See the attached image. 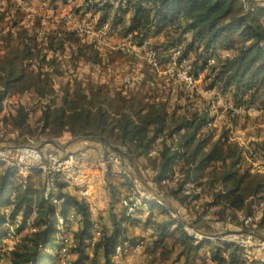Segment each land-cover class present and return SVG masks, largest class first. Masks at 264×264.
<instances>
[{"label": "trees", "instance_id": "trees-1", "mask_svg": "<svg viewBox=\"0 0 264 264\" xmlns=\"http://www.w3.org/2000/svg\"><path fill=\"white\" fill-rule=\"evenodd\" d=\"M115 3H118L116 7ZM121 3L122 0H110L93 4L92 10L98 14L97 24L108 21L113 33L132 34L137 39L163 33L165 41L155 44L163 56L185 43L182 57L191 70L207 72L203 80L206 88H217L237 105L264 107V0H126V8H122ZM7 7L0 16L11 13V17L17 19V14L11 12L12 7L9 4ZM19 22L11 27L15 28ZM23 33L0 38L5 42V52L0 54V112L8 95L21 96L32 90L37 98L47 99V94L52 92L48 74L38 63L36 71L32 65L37 61L44 64L52 53L54 58L48 62L50 64L57 52L64 51L65 44L81 41L68 30L52 31L42 39L25 28ZM13 40H17L14 45ZM85 46L90 50L89 58L100 62L97 45L92 42ZM220 46L231 53L215 56L214 51ZM79 52L82 54L83 48ZM210 56L216 57V63L207 66ZM149 74V79H153L154 75L150 71ZM147 89L136 86L112 92L104 83L86 87L76 84L72 105L58 104L54 100L43 104L39 117L42 130L53 139L68 133L78 140L98 141L106 150L119 152L128 159L144 158L154 171L153 182L165 188L163 196L178 201L184 211L189 210L190 217L195 216L193 223L199 228H207L212 209L223 222L227 217L235 219L238 212L250 215L257 203L264 201V176L243 169L242 149L228 140L229 130L216 135V127L206 129V113L199 114L196 108L192 112L189 104L170 106L169 96ZM28 117L25 106L19 104L10 114L11 124L20 127L21 132H28ZM6 120L7 117L3 123ZM121 147L123 152H120ZM259 147L264 150V142H260ZM153 151L156 153L152 154ZM30 180H13V171L9 168H4L0 174V223L6 219L14 221L21 214L23 222L33 216L32 224L36 229L10 251L13 264L52 261L53 256L46 249L55 244L57 216L66 220L71 209L78 221V229L73 233L74 249L78 253L74 264H115L112 253L116 244L124 239L135 240L128 237L124 225L128 220L122 210L116 212V206L122 209L119 190L126 185L124 179L118 182L112 174L107 176L111 230L103 231L96 240L91 259L85 239L95 220L88 204L77 195L64 192V183L57 180L61 202L56 206L44 197L42 181L38 189ZM203 196L210 199L203 200ZM195 203L198 209L194 208ZM9 205L12 210L10 218H6L1 209ZM155 211L157 216L161 215L159 220L153 218ZM145 224L153 227L144 248L148 254H153V260L156 249H160L161 257L170 258L175 251L178 261L183 257L187 264L196 263L203 246L194 243L180 225L174 227L175 222L165 209L152 205ZM261 229H264V212L256 225V231ZM3 237L4 234H0V239ZM173 237L169 247L167 242ZM210 258L214 264H248L240 250L226 245L211 248Z\"/></svg>", "mask_w": 264, "mask_h": 264}, {"label": "built area", "instance_id": "built-area-1", "mask_svg": "<svg viewBox=\"0 0 264 264\" xmlns=\"http://www.w3.org/2000/svg\"><path fill=\"white\" fill-rule=\"evenodd\" d=\"M11 1L24 13H31L34 10V0ZM109 1L82 0L78 5L75 0L60 2L41 0L39 5L43 12L50 14H57L61 3L72 6L69 8V12L62 16L63 30L73 31L80 40L91 39L98 48L116 50L122 54L142 59L146 69L154 75L153 79L148 80L150 87L154 88L157 85L160 87L157 83V80H160L163 81V86L172 90L178 89L193 98L204 96L213 99L205 101L202 106L197 107L199 114H207L206 129L215 127L217 120L221 119L226 112L248 119L264 116V107L237 105L232 99L219 92L217 88H206L205 86L203 88L201 84H203L205 70H191L187 60L182 57L184 43H180L163 56L151 37L137 39L132 34H128L120 36V39L115 41L113 39L115 33L111 29V24L108 21L97 24V17L92 12L93 4ZM121 4L122 8L127 7L126 0H122ZM39 31V35L45 34L42 29ZM215 63V56H210L207 59V66ZM125 83L129 86L134 85L135 80L131 74L126 76ZM216 104L219 105L218 108H216ZM262 125L264 126V123ZM228 130V140L238 144L242 149L243 164L251 171L264 176V150L259 147V143L264 141V135L258 136L253 133L246 139L239 136L241 131L238 133L233 128H228ZM0 135L2 136L1 133ZM0 166L13 171V180L25 181L38 175L43 184L44 197L56 206L61 202L57 180H62L64 183V191L80 196L84 202L91 206L98 199L95 195L96 190L102 188L104 191L109 174H112L114 178L122 177L126 181V188L119 190L122 213L128 221L141 224L142 227L134 241L124 239L116 244L112 253L113 261L131 253L144 251L149 236L153 234V227L145 222L151 213L152 205H156L170 214L175 222L174 227L176 224L180 225L194 243L201 244L206 251L208 250L207 254L216 245H226L240 250L243 259L248 264H264V235L256 231V225L264 211L263 202L250 215L246 216L238 212L235 219L227 217L228 222L239 223L238 229L210 233L206 228H199L193 223L195 216L192 215L188 219L179 216L178 211L172 208L164 198L148 190L132 170L131 165L119 153L104 150L101 146L96 149L87 146L73 151L60 152L54 148L50 141L34 142L27 138L26 142L0 145ZM150 181L153 182V179ZM194 208H199L198 203H195ZM58 218L59 223L68 220V218L64 220L59 215ZM72 218L74 219L75 216L73 215ZM8 236L11 239L13 234ZM67 237L62 240L64 244L67 243ZM151 257L152 254L147 253L145 259ZM211 261V258L208 257L205 263Z\"/></svg>", "mask_w": 264, "mask_h": 264}, {"label": "rangeland", "instance_id": "rangeland-1", "mask_svg": "<svg viewBox=\"0 0 264 264\" xmlns=\"http://www.w3.org/2000/svg\"><path fill=\"white\" fill-rule=\"evenodd\" d=\"M41 0H34V10L31 13L21 11L20 8L15 6L11 0H0V13H2V9L7 10V4H9V7L11 8V12L13 14H17L16 18L14 19L11 17L10 14H1L0 16V30L2 38H7V34L11 33V37H15L16 35H12L15 33H18L17 35H24L23 30L24 28L27 29L29 32L32 31L33 34L36 33V36L39 39H42L45 35H48L52 33V31L55 30H63L64 26L62 24L63 22V15L67 12H69V8L72 6H68V4H60V10L57 14H50L45 13L40 9V3ZM59 1V0H58ZM76 4H80L82 0H75ZM53 2V1H52ZM11 5V6H10ZM118 5V3H115V7ZM120 5V3H119ZM62 9V10H61ZM73 9V8H72ZM10 10V9H9ZM42 11V12H41ZM93 12V11H92ZM114 12V11H113ZM76 13V12H75ZM95 14V17L98 16L97 13L93 12ZM129 16L126 17V19ZM20 21L19 24L15 25V28L11 27V24H15L16 22ZM128 21H126L127 23ZM13 24V25H14ZM42 29V32L44 35H39V30ZM23 33V34H22ZM115 34L113 39L115 41H118L120 39V33ZM37 38V39H38ZM38 39V40H39ZM17 42V40H13V45ZM88 43H92L91 39L85 38L84 40L77 41V42H69L64 45V51L63 52H57L56 58L52 63H48L51 59H53V54L49 53L44 64H40L39 61L35 62L32 65V68L34 71L37 70V63L43 68L42 71L47 72V76L50 79V84L52 88V92L50 94H47L46 101L44 102L45 98L39 99L35 95V93L32 90H29L28 92H25L23 95H8L4 101H3V110L0 112V145H5L9 143H21L26 142L27 138H30V140H33L34 142H42V141H50L53 143L54 148L59 150H77L81 149L83 147H87L84 144H81V142L78 141L75 137H72L70 134L66 133L65 135H62L60 138H50L43 130H42V122L39 121V117L41 116V109L43 104L48 103V101H56L58 104H64L66 106L72 105V103L75 100V94H74V86L79 85L81 87H86L92 84L96 83H104L111 91H119L121 89H131L134 87H143L144 89L148 88L147 90L153 91L155 94H159L158 90H160V87L158 85L154 88H149L148 86V80H149V74L146 72V65L142 61V59L130 56L126 54H122L116 50H107L103 48H98L101 53V61L100 62H94L92 61L90 56V50L85 45ZM7 44V43H6ZM185 45V43H184ZM5 42L0 39V54L5 52ZM83 48V53L81 54L79 52V49ZM220 46V48L217 47V49L214 51L215 56H221V50H223ZM92 52V51H91ZM191 58H194L193 55H191ZM29 69H31L29 67ZM40 70V67L39 69ZM207 72L205 71V74ZM128 74H131V77L134 78L135 83L133 86L126 85L125 78ZM204 74V75H205ZM206 76V75H205ZM47 77V78H48ZM48 83V80H46ZM160 80H157V83L160 86H163V82L160 83ZM201 86L204 88V83L201 84ZM171 90L169 91L168 95L171 94ZM188 95L187 93H184L183 91H179L178 89L174 91L173 97H171L170 106H173L175 104H179L181 106H185L189 104V108L193 112L194 109L198 106H202L203 102L205 101H212L213 99H210L209 97L200 96V98H193L189 96L190 98L185 97V95ZM229 98V96H226ZM205 99V100H204ZM41 100V102L39 101ZM48 100V101H47ZM19 104H23L25 106V109L29 112L28 117V132L23 130V132L20 131V127H14L11 124V118L10 114L13 112ZM219 105L216 104V108H218ZM218 112L219 109H218ZM7 117V120L3 123L2 120ZM264 123V116L260 118H242L236 115H233L231 113L226 112L221 119H218L216 122V135H219L221 131L226 130L228 128H233L234 130H237L239 133V136H243V138H248L250 134L256 133L258 136L264 135V126L262 125ZM231 126V127H230ZM18 130H17V129ZM87 139V138H86ZM90 148H97L99 142L93 141L88 139ZM87 141V143H88ZM264 142V141H261ZM86 143V144H87ZM101 144V143H100ZM97 146V147H96ZM102 149L106 150L105 147L101 144ZM121 149L124 151V149L121 147ZM109 151H111L109 149ZM113 151V150H112ZM63 152V151H60ZM118 153V152H117ZM120 154V153H119ZM128 159V158H127ZM128 162L131 163L135 173L137 176L142 180V182H145V186L147 188H150V185L148 182V172L150 169L145 170L147 167L150 168V165L148 162L140 157L136 159H132L130 161L128 159ZM243 169L245 164H243ZM250 170V168H248ZM4 170V167L0 166V174ZM139 170V171H137ZM253 172V171H252ZM256 173V172H255ZM258 173V172H257ZM114 178V177H113ZM118 178V177H117ZM121 179V180H120ZM123 178L119 177L118 182H123ZM30 182H33L35 187L38 189L40 188L41 181L38 175H34ZM100 189V188H99ZM99 189L96 190L95 195H97V198L95 202L89 206L92 218L94 221V227L93 230L88 234L87 238L85 239V244L87 246V253L89 259L93 257V245L98 240V238L101 236V233L103 231L111 230V227L109 226V215L108 210L111 204V200L108 195V190L104 188V196L99 192ZM152 190H157L158 193L164 194L165 188H159L158 186L152 185ZM150 189V190H151ZM164 191V192H163ZM66 192V191H64ZM74 194V193H71ZM75 195V194H74ZM78 196V195H77ZM9 197H12L10 195ZM80 199H82L80 196H78ZM210 198L207 196H203V200H209ZM264 201H260L257 203L256 207L260 206V203ZM255 207V208H256ZM12 210V206H4L1 209V213L5 214L6 218H10V213ZM122 209H120V206H116V212L120 213ZM263 210H264V204H263ZM264 212V211H263ZM179 216L188 219L190 217L189 210L187 211H179ZM75 216L73 219L72 216ZM68 220L64 223H59V218L57 219V232H56V240L55 244L49 248L46 249V252L51 254L53 256L52 261H46L45 264H74L73 262L77 259L78 253L74 249V241H73V233L78 229V221L76 219V214L74 209H71L70 212L67 215ZM159 218V217H158ZM70 219V220H69ZM74 221H73V220ZM157 220V216L155 218ZM100 220V222H99ZM33 216H31L28 220L25 222L22 221L21 214H18L16 218L13 220L6 219L4 223H0V234H4V237L0 239V264H13L12 255L10 254V251L16 244L20 243L22 238L26 235H29L31 232H33L35 227L32 224ZM221 221V220H219ZM102 222V223H101ZM228 222V221H227ZM128 223V222H127ZM104 224V225H103ZM227 224H234V222H228ZM206 230H212L209 226H206ZM239 228V227H238ZM130 231L128 234V237H134L135 236V228L130 227ZM234 225L227 226L225 229H219L220 231H230L235 230ZM217 229L214 228V231ZM218 231V230H217ZM99 234L97 235V233ZM10 234H13V237L9 239ZM67 237V243H63L62 240ZM175 237L171 238L170 241L167 242L168 246H172L173 240ZM9 239V240H8ZM69 240V242H68ZM160 249H156L154 253V260L151 258L145 259V256H143L142 253H131L130 255H126L121 257L119 260L114 261L115 264H119L122 261H126L127 259L128 264H187L184 261V258H179L180 261H178V257L176 252L174 251L173 254L170 256V258H167L166 256L161 257L160 255ZM208 250L206 251L203 247L202 250L199 252V257L196 258L195 264H214L212 261L205 263L207 258L210 257V252L207 254ZM166 258V259H165ZM133 261V262H132ZM141 261V262H140ZM88 264V262L86 263Z\"/></svg>", "mask_w": 264, "mask_h": 264}, {"label": "crops", "instance_id": "crops-1", "mask_svg": "<svg viewBox=\"0 0 264 264\" xmlns=\"http://www.w3.org/2000/svg\"><path fill=\"white\" fill-rule=\"evenodd\" d=\"M35 1H37V0H35ZM61 1V0H60ZM59 1V2H60ZM77 7H78V5H77ZM127 16H129V14L127 15ZM190 35H187V37H189ZM152 40H153V42L155 43V44H161L163 41H165V35L163 34V33H159V34H157V35H155V36H153L152 37ZM171 50V49H170ZM169 50V51H170ZM221 52V56H227V55H229L231 52L229 51V50H227V49H223V50H221L220 51ZM167 53V52H166ZM146 72H147V74H149V71L146 69ZM151 73V72H150ZM150 75V74H149ZM154 77V76H153ZM163 81H161L160 83H162ZM161 88H160V90H158V93H160L162 96H164V97H168L169 96V98H170V101H171V97H173V95L172 94H174V91H176V90H172L171 88H168V87H166V86H160ZM172 91L171 92V94L170 95H168V93H169V91ZM180 91V90H179ZM215 126H216V123H215ZM79 142H81V144H84V145H86V146H88L89 145V141H88V139H85V138H83V139H81V140H78ZM87 141H88V143H87ZM87 143V144H86ZM101 146V144L99 143L98 144V147H100ZM97 147V146H96ZM97 147V148H98ZM94 149H96V148H94ZM59 151H63V152H65L64 150H59ZM66 151H73V150H66ZM120 152H123V150L121 149L120 150ZM119 153V152H118ZM156 152L155 151H153L152 152V154H155ZM121 155V154H120ZM127 162H128V159H127V157H124V156H122ZM130 161H132V159H129ZM129 163V162H128ZM130 165H131V163H129ZM131 167H132V165H131ZM147 169H150V171L148 172V184L150 185V188H148V190H150L151 189V186L152 185H154V187L155 186H157L155 183H153L152 181H150V179H152V177H153V175H154V171L152 170V168H149V167H147L145 170L147 171ZM176 169H177V166H176ZM132 170L134 171V169H133V167H132ZM137 171H139V170H137ZM135 172V171H134ZM144 184H145V182H143ZM120 188H126V185H123L122 187H120ZM151 191L152 192H154L155 194H157V195H159V196H161L162 198H164L171 206H172V208H174L175 210H177L178 212L179 211H184L185 209L179 204V202L178 201H176V200H174L173 198H167V197H164L162 194H160V193H158L157 192V190L155 191V190H152L151 189ZM99 192L101 193V194H103V196H104V192L105 191H103V189L102 188H100L99 189ZM157 212L155 211V213L153 214V218H156V216H157ZM209 214H210V216L208 217L209 219H210V221H209V223H208V226L210 227V228H212V230H209V232L210 233H214V232H217V230L218 231H220L219 229H225L227 226H230V225H234V228H236V229H238V225H237V223H234V224H227L228 222L227 221H225V222H223V221H219L218 220V217H216L215 216V214H213V209H212V211H210L209 212ZM159 217V218H158ZM161 218V215H158L157 216V220H159ZM128 222V223H127ZM124 225L126 226V230H127V234H129V232H131L130 230V227H134L135 228V236L134 237H136L139 233H140V231H141V224H135V223H132V222H130V221H127ZM214 228L215 229H217L216 231H214ZM258 231V233H260V234H262V235H264V229H261V230H257ZM142 254H143V256H146V254H147V251H143L142 252ZM151 254V253H150ZM153 255V254H152ZM126 261L124 262V261H122V263L120 262L119 264H128V261H127V259H125ZM133 262V261H132ZM141 262V261H140Z\"/></svg>", "mask_w": 264, "mask_h": 264}]
</instances>
